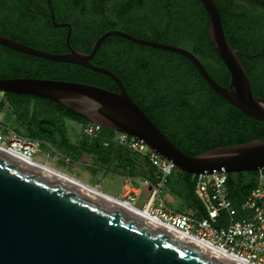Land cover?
I'll return each instance as SVG.
<instances>
[{"label": "trees", "instance_id": "1", "mask_svg": "<svg viewBox=\"0 0 264 264\" xmlns=\"http://www.w3.org/2000/svg\"><path fill=\"white\" fill-rule=\"evenodd\" d=\"M227 42L236 50L248 75L252 94L264 98V0H214ZM56 23L71 26L70 44L89 53L91 44L104 32L121 30L134 37L183 47L192 52L208 74L223 87L229 74L215 55L207 36L208 17L199 0H50ZM66 27L56 28L47 0H0V36L55 54L68 52ZM90 63L113 72L130 98L156 127L181 151L195 156L220 146L264 139V122L243 114L206 83L186 57L109 36ZM39 78L78 82L117 92L107 75L65 62L23 54L0 45V78ZM3 109H11L29 123L31 138L65 146L63 136L50 127L55 120L88 122L81 116L47 99L4 93ZM42 120L50 122L43 132ZM94 138L90 150L108 149L111 131ZM29 137V136H28ZM151 172V166L145 161ZM258 171L228 173L226 187L234 218L245 216L242 205L256 188ZM152 178V177H151ZM153 180V178H152ZM169 191L182 199L199 217L205 209L195 195L194 175L179 172ZM225 215L215 223L224 226Z\"/></svg>", "mask_w": 264, "mask_h": 264}, {"label": "water", "instance_id": "2", "mask_svg": "<svg viewBox=\"0 0 264 264\" xmlns=\"http://www.w3.org/2000/svg\"><path fill=\"white\" fill-rule=\"evenodd\" d=\"M208 17L209 43L229 74L227 87L208 74L189 50L134 37L121 30L104 32L89 53L41 51L0 36V45L46 60L76 64L112 78L118 91L61 80L0 78V92L51 100L88 123L142 141L176 170L188 175L264 170V139L220 146L190 156L177 148L130 98L111 71L90 63L101 43L120 36L136 44L180 54L190 60L222 99L246 116L264 122V98L252 94L238 51L226 40L214 0H199ZM40 124L49 125L42 120ZM69 179V178H68ZM0 264H239L213 249L189 240L122 208L105 194L90 192L77 181L63 179L0 150Z\"/></svg>", "mask_w": 264, "mask_h": 264}, {"label": "built area", "instance_id": "3", "mask_svg": "<svg viewBox=\"0 0 264 264\" xmlns=\"http://www.w3.org/2000/svg\"><path fill=\"white\" fill-rule=\"evenodd\" d=\"M6 103V96L0 92V112ZM100 127L87 123L83 127L85 136L98 135ZM115 142L127 151L140 155L156 173L157 182L151 187L143 210L172 228L180 235L191 238L231 259L246 264H264V170L258 171L256 188L245 199L242 210L246 213L239 220L234 218L232 203L226 187L227 174L194 175L195 195L205 209V216L199 217L196 212L175 213L166 208L161 196L162 188L172 175L175 167L159 157L142 141L126 134L115 132ZM42 142L27 137L5 126L0 122V149L19 154L30 161ZM132 204V198L123 200ZM225 215V225L216 227L220 214Z\"/></svg>", "mask_w": 264, "mask_h": 264}, {"label": "rangeland", "instance_id": "4", "mask_svg": "<svg viewBox=\"0 0 264 264\" xmlns=\"http://www.w3.org/2000/svg\"><path fill=\"white\" fill-rule=\"evenodd\" d=\"M0 122L21 135L33 137L29 131V123H25L20 120L11 109L6 110L2 108V111L0 112ZM83 127L84 125L74 123L71 120L56 118L55 126L50 128L63 136V139L66 141V145L64 147L52 146L48 141L41 140V138L39 139L41 135H37L35 137H38V140H40L42 144L39 150L32 155V159L56 170L61 174L71 177L82 184L91 186L104 194L105 192L109 193V191L113 193L115 191H119V189L122 188L123 181L121 178L119 179L117 177H113L109 171L114 170V172L120 175L124 174V172L122 173V170L117 166H113V170H111L107 164L105 165L106 159L109 160V156L107 154H103L102 151L94 153L90 150L91 147L89 145L94 141V137L85 136L83 134ZM104 132V129L100 128V131L97 134L102 135ZM109 134L110 136L107 138L108 144H110L111 148H114V150L119 149L121 146L115 142L116 133L111 131ZM121 148L125 149L124 147ZM125 156L128 159L131 157L133 160L135 159L141 163L140 161L142 157L138 154L128 151ZM112 159L113 163L117 164V158L115 159V157H113ZM142 170V168H134V170L125 171V174L129 177L138 174V177L140 178L142 172L144 171ZM143 173L146 177L149 176L147 172ZM178 176L179 171L174 169L172 175L169 177L171 185L175 183L174 181L178 178ZM130 183L139 187V194L136 197H132L131 202L133 206L136 208H143V204L149 196V191L143 187L142 181H137L136 177L132 179V182L129 181V184ZM164 189L169 190L168 185H166ZM166 198L168 197H164L162 195V199L167 209L175 213H188L179 199H175L171 202Z\"/></svg>", "mask_w": 264, "mask_h": 264}, {"label": "crops", "instance_id": "5", "mask_svg": "<svg viewBox=\"0 0 264 264\" xmlns=\"http://www.w3.org/2000/svg\"><path fill=\"white\" fill-rule=\"evenodd\" d=\"M76 123V122H74ZM99 137V134L95 137L97 138ZM106 147L108 149H100V150H95L94 153H99V152H103V154H107L109 156V160L106 159L105 161V165L107 164L109 168L112 169V167L114 166H117L118 168H120L122 170V173L124 172V174H118L116 172L113 171H109V173L113 176V177H117V178H121L123 183H122V188L119 189V191H115L114 193L109 191V193L105 192V194L109 197H112V198H115L117 200H124V199H127V198H132V197H136L138 194H139V187H137L135 184L133 183H130L129 184V181L132 182V179L133 178H137V181H142V184H143V187L146 188L147 191H150L151 187L154 186L157 182V177H156V173H155V170L151 168V172L153 173L152 176L151 173H150V170L146 167L145 165V161L143 160V158L141 159V163H139L138 161H136L135 159L133 160L131 157L128 159L125 155L127 154L126 152V149H122L121 147L117 150H114V148L112 149L111 148V145L110 144H106ZM113 157H115V159L117 158L116 162L117 164H114L113 163ZM119 161V162H118ZM107 162V163H106ZM121 163V164H119ZM44 165V164H43ZM149 165V164H148ZM134 168H139V169H143L142 171L143 172H147L149 174L148 177H146L145 175H143L144 173L142 172V175L141 177L139 178L138 174H136L135 176H127L125 173V171H131V170H134ZM153 180H152V178ZM166 186V185H165ZM164 186V187H165ZM164 196V197H168L166 199H168L169 201H174L175 199H179L185 209L188 211V213H191V212H194V211H191L190 209H188V207L186 206V204L184 203V201L180 198H176L175 195H173L168 189L165 190L164 188H162V192H161V196ZM145 205V203L143 204V206ZM139 209H143V208H139ZM188 213H185V214H188Z\"/></svg>", "mask_w": 264, "mask_h": 264}, {"label": "bare ground", "instance_id": "6", "mask_svg": "<svg viewBox=\"0 0 264 264\" xmlns=\"http://www.w3.org/2000/svg\"><path fill=\"white\" fill-rule=\"evenodd\" d=\"M0 150H1V149H0ZM1 151H3V152H5V153L9 154L10 156H12V157H14V158H17V159L21 160V161H23V162H26V163H28V164H32V165H34V166L40 167V168L46 170L47 172L52 173L53 175L59 176V177H61V178H63V179H67V180H69V179L71 178V177H68V176H66V175H64V174H61V173L57 172L56 170H54V169H52V168H50V167H48V166H46V165H43V164H40V163H36V162L30 161V160H28L27 158H25V157H23V156H21V155H19V154H16V153H14V152H12V151H9V150H1ZM68 178H69V179H68ZM71 179L74 180V181H76V180L73 179V178H71ZM77 182H78V181H77ZM79 183H80V182H79ZM80 184H82V183H80ZM82 185L85 186V188H86L87 190H89L90 192H92V193H95V194H104V193H102L101 191H99V190H97V189H95V188H93V187H91V186H88V185H85V184H82ZM105 195H106V194H105ZM106 196H107V195H106ZM108 197H109V196H108ZM109 198L112 199L113 202H115L116 204H118V205L121 206L122 208H125V209H127V210H129V211H131V212H133V213H136L137 215L141 216L142 218H145V219H147V220H150L151 222H153V223H155V224H157V225H159V226H161V227H163V228H166V229H168V230H173V229L170 228L169 226H167V225L163 224L162 222H160L158 219H156V218L150 216V215L148 214L147 211H144L143 209L136 208V207H134V206H132V205H130V204L124 202L123 200H117V199L112 198V197H109ZM173 231H174V230H173ZM181 235H182V234H181ZM182 236L185 237V238H187V237L184 236V235H182ZM187 239L192 240V241H194L195 243H198V244H200V245H202V246H205V245L201 244L200 242H198V241H196V240H193V239H191V238H187ZM205 247H206V246H205ZM214 251H215V250H214ZM232 260H234V259H232ZM235 261L238 262L239 264H246V263H244V262H242V261H239V260H235Z\"/></svg>", "mask_w": 264, "mask_h": 264}, {"label": "flooded vegetation", "instance_id": "7", "mask_svg": "<svg viewBox=\"0 0 264 264\" xmlns=\"http://www.w3.org/2000/svg\"><path fill=\"white\" fill-rule=\"evenodd\" d=\"M237 51H238V50H237ZM238 53H239V52H238ZM45 126L49 127L50 124H49V125L45 124ZM47 127H44V124H43V126L41 127V130H42L43 132H50L49 128H47Z\"/></svg>", "mask_w": 264, "mask_h": 264}]
</instances>
